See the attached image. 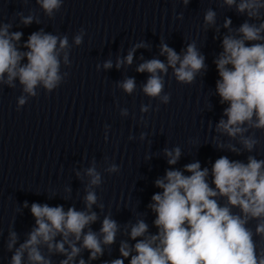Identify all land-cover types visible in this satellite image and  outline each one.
Here are the masks:
<instances>
[{
	"label": "clouds",
	"instance_id": "1",
	"mask_svg": "<svg viewBox=\"0 0 264 264\" xmlns=\"http://www.w3.org/2000/svg\"><path fill=\"white\" fill-rule=\"evenodd\" d=\"M36 3L45 15L53 18L61 10L63 0H36ZM189 3L190 0H182L184 6ZM224 5L234 8L246 19L237 28L231 27L230 18H225L223 23L228 33L223 36V50L214 63L219 75L216 94L220 104L227 107L223 109L226 118L215 125L217 136L213 141L218 149L237 156L249 155L246 161L222 155L212 163L211 169L202 168L198 160L184 165L183 170L166 169L165 175L155 180V187L162 191L154 193L148 204L155 214L153 225L157 231L149 232L144 219L126 224L125 231L135 244L121 241L122 258L103 264H124L129 258V264H264V247H258L255 239L259 237L264 241V159L250 154L260 144L255 130L264 131V0H222L221 6ZM16 16L24 26L34 21L39 23L32 12L28 15L17 12ZM179 18H183L182 14ZM216 18L217 13L212 8L205 11V30L216 25ZM12 27V23H0V86L15 89L19 82L22 87V95L17 98L19 111L30 97L38 95V87L51 93L65 82L69 73H62L61 66L62 63L65 67L71 66L72 45L67 35H54L41 29L28 36L22 45L26 51H22L18 45L23 32L10 31ZM84 35L81 29L73 37L74 45L80 46ZM140 47L147 45L144 42L134 45L125 57L117 58L115 67L131 65ZM160 55L166 56L167 63L153 58L139 64L136 71L149 74L142 86L143 93L168 104L170 94L164 91V77L169 68L178 83L191 85L206 71L207 65L195 41L188 43L182 54L162 41ZM112 67L111 60L103 64L104 69ZM118 87L132 94L136 89L135 79L125 78ZM150 108L151 105L142 104L140 112L148 113ZM120 114L127 116L128 109H121ZM108 128L105 125L106 140ZM145 135L141 133L140 138L143 140ZM221 137H227L228 141ZM163 152L170 166L176 165L182 154L179 146L165 148ZM119 171L116 163L105 168L109 174ZM84 174L89 180L82 210L75 206L65 210L62 205L31 203L35 223L19 244L20 237L10 226L6 244L12 253L10 264H53L51 257L56 254L65 257L59 264H88L81 256L83 251L87 250L88 261H93L104 255L105 246L115 243L121 226L111 213L104 216L98 232L91 227L99 219L93 206L104 209L96 193L103 178L95 160ZM76 176L83 180L81 172L77 171ZM66 191L71 192V189ZM23 207H29L27 201ZM251 221H256L254 230L248 226ZM77 257H80L78 262Z\"/></svg>",
	"mask_w": 264,
	"mask_h": 264
}]
</instances>
